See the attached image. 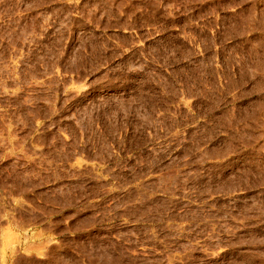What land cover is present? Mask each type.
<instances>
[{
  "label": "rangeland",
  "instance_id": "obj_1",
  "mask_svg": "<svg viewBox=\"0 0 264 264\" xmlns=\"http://www.w3.org/2000/svg\"><path fill=\"white\" fill-rule=\"evenodd\" d=\"M0 264H264V0H0Z\"/></svg>",
  "mask_w": 264,
  "mask_h": 264
}]
</instances>
